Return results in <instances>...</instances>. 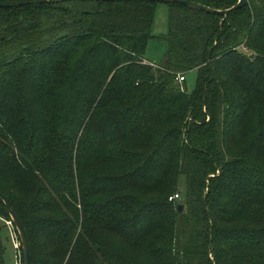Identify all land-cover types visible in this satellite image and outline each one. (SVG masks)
I'll list each match as a JSON object with an SVG mask.
<instances>
[{"label":"trees","instance_id":"trees-1","mask_svg":"<svg viewBox=\"0 0 264 264\" xmlns=\"http://www.w3.org/2000/svg\"><path fill=\"white\" fill-rule=\"evenodd\" d=\"M158 4L0 8V193L31 264H264V0L166 4L162 37Z\"/></svg>","mask_w":264,"mask_h":264},{"label":"rangeland","instance_id":"rangeland-1","mask_svg":"<svg viewBox=\"0 0 264 264\" xmlns=\"http://www.w3.org/2000/svg\"><path fill=\"white\" fill-rule=\"evenodd\" d=\"M169 30V7L166 4H158L155 20L153 24V35L157 37H162L168 33ZM167 51V45L164 42L158 41L157 39L149 42L147 52L145 54V59L148 62L159 64L165 53ZM197 73L191 72L186 74V87L188 92H192L196 86ZM180 191H184L185 183L184 179H181ZM181 194V193H180ZM6 209L0 206V215L3 216L2 223V240L5 248V264H23L22 251L17 249L16 244L19 237L14 230L13 226L8 224V219L4 214H6ZM19 242V241H18Z\"/></svg>","mask_w":264,"mask_h":264},{"label":"water","instance_id":"water-1","mask_svg":"<svg viewBox=\"0 0 264 264\" xmlns=\"http://www.w3.org/2000/svg\"><path fill=\"white\" fill-rule=\"evenodd\" d=\"M56 2H67V1H104V2H112L116 0H55ZM117 1H151L155 3H162V4H179L182 6H186L188 8L194 9L196 11H203L206 13H210L213 15H224L225 17H228L230 14L242 9L245 4L247 3V0H239V2L233 6L230 9L226 10H214L211 8H208L204 5L194 3V2H188V1H180V0H117ZM51 0H34V1H27V2H20V3H14V4H2L0 5V8H18L23 6H29V5H39L44 3H50ZM0 199L4 202L5 206L9 210L11 222L14 225V228L16 230V233H18L19 240L22 246L23 250V264H31V254H30V246H29V240L26 234V231L23 227V224L21 220L19 219L11 201L2 195L0 193ZM179 212H182L184 210L183 205L178 206Z\"/></svg>","mask_w":264,"mask_h":264},{"label":"built area","instance_id":"built-area-1","mask_svg":"<svg viewBox=\"0 0 264 264\" xmlns=\"http://www.w3.org/2000/svg\"><path fill=\"white\" fill-rule=\"evenodd\" d=\"M142 64H144V65H149V66H152V67H158L156 64H154V63H151V62H148V61H146V60H143L142 61ZM185 77H186V75H179L178 77H177V79H178V81L180 82V83H183L184 81H185ZM180 199H181V195L179 194V193H176V194H174L173 196H171L170 198H169V201L170 202H172V203H178L179 201H180ZM8 224L10 225V226H13L14 227V225H13V223L10 221V222H8ZM14 230H15V228H14ZM16 231V230H15ZM19 241V242H18ZM17 241V243L18 244H16V246H17V249H20V247H22L21 246V243H20V240H18ZM21 250V249H20Z\"/></svg>","mask_w":264,"mask_h":264}]
</instances>
